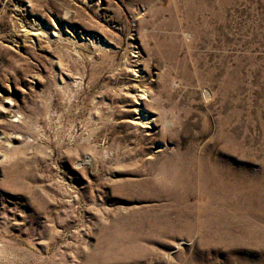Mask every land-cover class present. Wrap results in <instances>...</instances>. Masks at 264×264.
Instances as JSON below:
<instances>
[{
  "label": "rangeland",
  "instance_id": "1",
  "mask_svg": "<svg viewBox=\"0 0 264 264\" xmlns=\"http://www.w3.org/2000/svg\"><path fill=\"white\" fill-rule=\"evenodd\" d=\"M0 264H264V0H0Z\"/></svg>",
  "mask_w": 264,
  "mask_h": 264
}]
</instances>
